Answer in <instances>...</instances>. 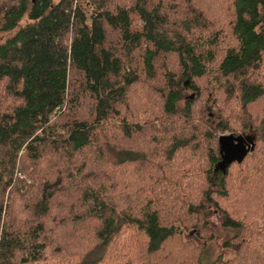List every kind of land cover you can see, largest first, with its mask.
<instances>
[{
  "label": "trees",
  "instance_id": "16d2710c",
  "mask_svg": "<svg viewBox=\"0 0 264 264\" xmlns=\"http://www.w3.org/2000/svg\"><path fill=\"white\" fill-rule=\"evenodd\" d=\"M248 133L225 175L207 149L192 229L164 221L197 135ZM260 219L264 0H0V264H264Z\"/></svg>",
  "mask_w": 264,
  "mask_h": 264
},
{
  "label": "rangeland",
  "instance_id": "374dc122",
  "mask_svg": "<svg viewBox=\"0 0 264 264\" xmlns=\"http://www.w3.org/2000/svg\"><path fill=\"white\" fill-rule=\"evenodd\" d=\"M57 1V0H56ZM141 102L142 104L146 105V112L144 115L146 120L152 121L158 129H162L161 127V108H160V101L156 99V95L151 92H142L141 93ZM241 135H251V134H241ZM198 148L196 150H185L182 152L179 158L178 167H181L182 170L187 172V183L183 184L180 187V191L183 196L176 197L178 201L172 200L166 204V208L170 211V214L163 219L167 223L170 221L172 223L173 220H178V224H180L185 229H192L193 224L195 221L190 219L184 215L181 211L180 207L183 205L182 199L187 201V203H194L197 204L200 200L201 194L203 191L206 190V184L202 181L204 172L208 171L209 166L207 162V149H213L215 153H218V148L211 142V139L208 141L203 140V135H197V142ZM16 171V177L19 179H24V177ZM177 174H174V178L177 179ZM182 178L179 181V184L182 183ZM174 190L173 187H170L168 191ZM174 192V191H173ZM172 192V193H173ZM146 195L149 198H154L153 194L150 190H146ZM173 195V196H175ZM183 197V198H182ZM176 199V198H175ZM165 209V208H164ZM166 212V209H165ZM208 225L212 226L213 229L217 230L218 234V241L216 243L217 251L220 254H223L224 257H227V252L221 248V242L223 238L227 235L228 230H224L220 227L221 217L217 215L215 212V217L208 218ZM264 219H260L259 223L262 224ZM166 223V224H167ZM170 223V224H171ZM203 236L207 235V231L201 233ZM194 235V234H191Z\"/></svg>",
  "mask_w": 264,
  "mask_h": 264
},
{
  "label": "water",
  "instance_id": "95a60500",
  "mask_svg": "<svg viewBox=\"0 0 264 264\" xmlns=\"http://www.w3.org/2000/svg\"><path fill=\"white\" fill-rule=\"evenodd\" d=\"M193 99V95L189 97ZM255 149V137L252 135L234 136L222 135L218 138V151L220 160L215 166V172L220 171L225 175L227 168L232 163L240 164L245 157Z\"/></svg>",
  "mask_w": 264,
  "mask_h": 264
}]
</instances>
